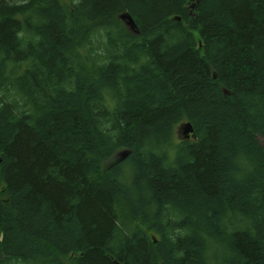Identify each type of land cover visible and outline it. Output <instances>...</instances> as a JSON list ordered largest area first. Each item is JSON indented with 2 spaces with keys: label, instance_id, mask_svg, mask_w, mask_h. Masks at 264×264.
Wrapping results in <instances>:
<instances>
[{
  "label": "trees",
  "instance_id": "obj_1",
  "mask_svg": "<svg viewBox=\"0 0 264 264\" xmlns=\"http://www.w3.org/2000/svg\"><path fill=\"white\" fill-rule=\"evenodd\" d=\"M261 137L264 0H0V264H264Z\"/></svg>",
  "mask_w": 264,
  "mask_h": 264
},
{
  "label": "water",
  "instance_id": "obj_2",
  "mask_svg": "<svg viewBox=\"0 0 264 264\" xmlns=\"http://www.w3.org/2000/svg\"><path fill=\"white\" fill-rule=\"evenodd\" d=\"M120 17H121L122 20H124L126 26L128 27V30L131 31L132 33L138 35V31L136 30V25H135L134 20L132 19V17L128 13H122L120 15ZM181 129H182V135L185 138H189L190 135L193 132L190 124H188V123L183 124L181 126ZM125 157H126V154L122 155L120 160L124 159Z\"/></svg>",
  "mask_w": 264,
  "mask_h": 264
},
{
  "label": "rangeland",
  "instance_id": "obj_3",
  "mask_svg": "<svg viewBox=\"0 0 264 264\" xmlns=\"http://www.w3.org/2000/svg\"><path fill=\"white\" fill-rule=\"evenodd\" d=\"M175 139L181 137V134H182V131H181V125H178L176 128H175ZM259 141L264 144V138H259Z\"/></svg>",
  "mask_w": 264,
  "mask_h": 264
},
{
  "label": "bare ground",
  "instance_id": "obj_4",
  "mask_svg": "<svg viewBox=\"0 0 264 264\" xmlns=\"http://www.w3.org/2000/svg\"><path fill=\"white\" fill-rule=\"evenodd\" d=\"M182 130V129H181Z\"/></svg>",
  "mask_w": 264,
  "mask_h": 264
}]
</instances>
